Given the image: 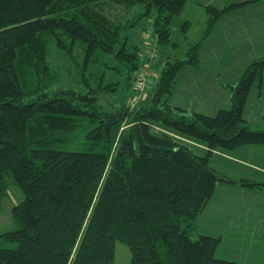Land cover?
<instances>
[{
	"label": "trees",
	"instance_id": "obj_1",
	"mask_svg": "<svg viewBox=\"0 0 264 264\" xmlns=\"http://www.w3.org/2000/svg\"><path fill=\"white\" fill-rule=\"evenodd\" d=\"M186 1L0 0V201L12 183L24 194L12 206L13 226L0 233V264H114L115 239L130 247L127 264H237L215 256L219 237L200 234L195 219L217 180L264 189L263 181L231 178L208 164L216 147L264 144V128L243 117L264 57L226 84L229 107L213 115L187 112L168 96L177 70L198 61L201 40L239 4L206 6L202 37L160 69L148 105L99 101L128 88L143 64L127 30L147 20L158 48L169 47L176 42L169 22ZM49 40L61 52L82 42L85 67L105 56L102 64L123 80L102 73L92 85L82 79L84 92L51 89L61 73L48 70ZM25 66L34 73L28 90ZM156 123L205 142V155Z\"/></svg>",
	"mask_w": 264,
	"mask_h": 264
},
{
	"label": "crops",
	"instance_id": "obj_2",
	"mask_svg": "<svg viewBox=\"0 0 264 264\" xmlns=\"http://www.w3.org/2000/svg\"><path fill=\"white\" fill-rule=\"evenodd\" d=\"M233 3L239 5L222 13L201 40L198 61L186 63L177 70L168 96L171 105L208 115L229 107L230 96L223 83L236 82L253 59L263 58L264 0H187L179 15L189 21L193 13L188 8L198 6L208 18L206 6L221 9ZM243 117L249 124L264 128V72L260 87L249 90ZM153 127L166 130L200 156L207 151L206 143L201 140L159 124ZM208 164L231 178L264 182V144H243L230 149L216 147ZM195 222L200 234L213 236L221 230V245H224L221 258L237 264L264 260L258 258L264 249V239L258 237L259 246L258 242L248 241L251 226L263 229L264 234V189L217 180Z\"/></svg>",
	"mask_w": 264,
	"mask_h": 264
},
{
	"label": "rangeland",
	"instance_id": "obj_3",
	"mask_svg": "<svg viewBox=\"0 0 264 264\" xmlns=\"http://www.w3.org/2000/svg\"><path fill=\"white\" fill-rule=\"evenodd\" d=\"M198 8L200 7L196 6V8L194 9L192 7L188 8L189 13L190 11H192L193 14L189 16L190 19L187 24L183 23L185 18H182L181 14L175 15L171 18V21L169 22L170 36L171 40L176 42L171 46L169 45V47H161L162 50L158 48L156 36L152 32V24L150 25V22H148L147 20H143V22L146 23L145 28L143 27V25L138 24L137 26L127 30L129 36L133 39L134 42L139 45L141 64L145 59H148L151 65L147 67V71H144L145 82L142 88H138L136 83L138 74L140 73V71H143V68L141 69L140 67V69L135 72V76H133V78L131 79L130 86L128 88L120 87L110 94H100L99 101L103 106H105L106 108L117 107L120 101H129L130 104H135L136 106H146L150 103L152 94L155 90L156 81L158 79L160 69L164 66V64L171 62L176 57H185V53L188 50L190 43L202 37L203 32L207 26L208 18L204 17V13L201 12V9ZM185 16L187 17L186 14ZM181 27H185L183 32L186 34V36H183V33L181 32ZM47 51L49 72L51 74H54L55 71L61 73V76L57 77L51 83V89L70 88L78 92H84L87 90L88 85H86L82 79L84 78L92 85V83H94L92 77H96L97 74L102 73L104 74V79L106 81H114L116 78L123 80V77L121 75L117 76V74H113L111 76L113 69L107 68L102 64L103 61L108 59L105 56L101 58V62L95 64L94 66L85 67L83 63L84 46L83 43L80 41L75 42V45L72 50L66 49L61 52V50L55 47L54 41L49 40L47 42ZM64 52L66 54H64ZM154 52L156 53V55L150 58L149 53L152 54ZM31 69V67L27 68L25 66L23 71L21 72V74L26 77V81H24L23 83L27 90V86L29 84H33L31 82H28L29 80H27V78L29 77L32 78L34 74L32 73ZM223 85L227 90L226 84L223 83ZM25 97L30 98L31 95L29 94ZM249 125L252 127H257L256 124L250 123ZM23 196L24 194L20 186L16 183H12L8 186L6 193L1 197L0 233L13 226L11 209L14 204L18 203L23 198ZM219 231L220 232H218V235H213L219 236L220 239L213 253L215 254V256L221 258V249L224 245H221V230ZM248 235L250 236V239L248 240L250 244L253 242L257 243L260 237L264 239L263 229L258 230L257 228L252 226L248 230ZM224 243L225 239L223 238L222 244ZM130 253V247L127 243L118 239L114 240V264H127L130 259ZM258 258L261 260L264 259L263 248L261 249V254L260 256H258ZM248 263L249 262H247L246 264ZM256 264H264V260Z\"/></svg>",
	"mask_w": 264,
	"mask_h": 264
},
{
	"label": "built area",
	"instance_id": "obj_4",
	"mask_svg": "<svg viewBox=\"0 0 264 264\" xmlns=\"http://www.w3.org/2000/svg\"><path fill=\"white\" fill-rule=\"evenodd\" d=\"M149 55H150V58L151 57H153V56H155L156 55V53L154 52V53H152V54H150L149 53ZM149 65H151V63L148 61V62H146V63H144V65L142 66V68H143V71H140V73L138 74V76H137V81H136V83H137V87L138 88H142V86L144 85V82H145V74H144V71H147V67H149ZM141 68V69H142Z\"/></svg>",
	"mask_w": 264,
	"mask_h": 264
},
{
	"label": "bare ground",
	"instance_id": "obj_5",
	"mask_svg": "<svg viewBox=\"0 0 264 264\" xmlns=\"http://www.w3.org/2000/svg\"><path fill=\"white\" fill-rule=\"evenodd\" d=\"M148 61V59H146V61L144 60L143 61V64L141 65V68H142V66L144 65V63H146Z\"/></svg>",
	"mask_w": 264,
	"mask_h": 264
}]
</instances>
